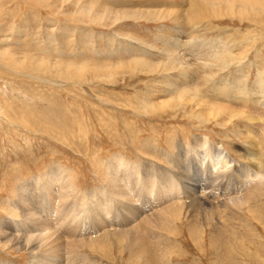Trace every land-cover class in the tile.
Returning <instances> with one entry per match:
<instances>
[{
	"label": "rangeland",
	"instance_id": "374dc122",
	"mask_svg": "<svg viewBox=\"0 0 264 264\" xmlns=\"http://www.w3.org/2000/svg\"><path fill=\"white\" fill-rule=\"evenodd\" d=\"M190 1L0 0V222L21 219L14 207L21 184L35 191L59 173L73 184L72 196L105 189L114 155L140 171L164 167L165 151L173 154L177 141L191 143L195 134L236 157L240 170L231 174L239 186L256 174L242 160L246 145L258 150L264 170V0H216L234 5L186 21ZM141 177L128 190L142 212L166 201L144 188L158 193L168 182L175 192L169 171ZM259 184L252 211L237 209L221 229L212 220L216 228L202 237L190 236L182 220L163 241L147 238L153 262L147 253L135 256L147 264H264ZM106 198L112 202L98 221L81 212L78 234L123 224L116 200ZM4 246L1 260L26 264L25 251ZM121 247L92 249L102 251L96 260L103 264H128Z\"/></svg>",
	"mask_w": 264,
	"mask_h": 264
},
{
	"label": "bare ground",
	"instance_id": "6f19581e",
	"mask_svg": "<svg viewBox=\"0 0 264 264\" xmlns=\"http://www.w3.org/2000/svg\"><path fill=\"white\" fill-rule=\"evenodd\" d=\"M228 2L222 5L217 3L216 0H204V2L191 0L189 3L191 10L184 15L185 20L195 21L206 14L205 12H212L213 14L219 8H232L233 2ZM237 6L239 9H246L241 5ZM261 7L264 9V5H261ZM191 138V143L186 142L187 139L177 141L173 154H168V150V153L165 151L163 157L166 160V166L164 167L160 166L161 164H147L140 171L138 164H129L123 157L120 158L114 155L107 163L110 175L107 176L106 190L98 187L94 191L91 190L93 192H77L72 196L73 184L59 173L55 174L54 178L51 177L47 180L48 184L46 182L42 188L37 185L35 191L21 184L17 190L19 197L14 206L18 209L21 219L18 220L17 216V220H12L7 225L0 222V244L16 253L25 251L28 255L26 264H103L96 260L97 256L100 258L102 251L100 253L95 252L105 248L109 249L114 245L122 246L121 251L126 250L128 252H126L129 254L127 256L128 264H131L134 258L136 263L147 264V262H144V258H146L144 255L153 253H151L153 250L150 246L153 245L154 248L155 239L159 242L168 238L166 228L176 227L178 226L177 223H182L183 220L190 236L202 237L206 231L209 235L216 228V223L212 220H216L218 228L221 229L228 222L227 216H232L233 219L231 214L237 209H240L238 212H241L242 208L252 211L254 207H248L249 202L252 200L251 195L260 190L261 185L259 183L264 181V170H262L263 167L259 163L260 153L257 152L258 150L251 145H246L245 152L248 155L243 156L242 160L256 174L250 179L243 178L241 186H239L233 180L231 174V171L238 174L240 170L236 157H228L227 151L221 144H213L212 141L201 138L198 134L192 135ZM207 152L209 153L206 155ZM223 156L227 160L226 165H221V162L224 161ZM259 169L260 171H258ZM210 170H213V172L207 175ZM166 171L172 174L171 179L175 183V192L170 188L168 182H166V185L164 184L158 193H155V191L152 193L149 185L143 189V192L166 201L161 200L162 203L158 204L160 201L152 198V201L157 200V202H153L154 206L147 212L140 211L129 195V190L134 192V185L138 181H142L141 174L148 175L153 179L152 176L155 175V172L165 173ZM189 174H194L196 177H190ZM55 180H62V185H56ZM91 194L96 195L94 197L97 199H94ZM105 194L113 196L116 200L123 218V224L110 223L105 227H100L97 234L91 233L87 236H81L77 233L79 232L78 223L81 212L83 210L92 212L93 218L98 221L102 205L105 203L110 205L112 202V199L108 198L102 200ZM260 195L262 194L259 193L258 196ZM88 222L89 219L86 217L84 226ZM66 228H69L67 232H65ZM147 238L154 243L149 245L151 241H148ZM190 239L192 240V238ZM168 241L172 240L169 239ZM172 243L174 242L172 241ZM158 245L160 249L162 244L158 243ZM155 246L157 245L155 244ZM89 249L93 250L95 254H91ZM139 249H142L141 254L143 256L139 254ZM145 249L150 253H145ZM6 253H8V250ZM137 254L144 258L135 256ZM132 256L133 259L130 261L129 258H132ZM151 257L153 262L154 257ZM151 257L149 255V258ZM170 257L171 254L166 252L167 262H169ZM0 264L15 263L0 259Z\"/></svg>",
	"mask_w": 264,
	"mask_h": 264
}]
</instances>
